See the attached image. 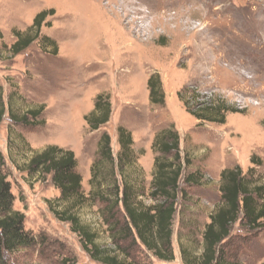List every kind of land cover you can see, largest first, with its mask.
Segmentation results:
<instances>
[{
	"label": "rangeland",
	"instance_id": "1",
	"mask_svg": "<svg viewBox=\"0 0 264 264\" xmlns=\"http://www.w3.org/2000/svg\"><path fill=\"white\" fill-rule=\"evenodd\" d=\"M50 10L55 15L41 34L57 43L58 53L38 40L12 55L14 31L26 32L38 14ZM0 35V94L6 106L0 171L12 185L14 208L26 216V230L46 242L19 253L15 261L101 264L83 250L70 224L56 218L54 210L66 206L51 178L30 176L27 165L48 146L71 150L89 193L102 135H110L117 154V128L124 126L133 135L147 194L155 169L152 146L164 129L178 131L182 155L191 162L187 171L205 177L202 186L188 190V198L179 197L174 260L149 254L141 261L186 264L187 256L188 263L201 264L203 232L221 203L222 172L239 167L249 181L264 185V0H0ZM153 74L162 80L163 107L150 102ZM186 88L199 104L224 103L239 112L229 113L223 125L200 122L178 97ZM100 94L111 97L112 117L91 131L85 117ZM41 107L43 124L37 127L16 125L10 118L12 112L23 115ZM143 201L152 204L148 196ZM99 209L90 202L75 212L97 233L98 243L111 245ZM261 223L256 229L241 222L233 227L228 249L238 264L264 262Z\"/></svg>",
	"mask_w": 264,
	"mask_h": 264
},
{
	"label": "trees",
	"instance_id": "2",
	"mask_svg": "<svg viewBox=\"0 0 264 264\" xmlns=\"http://www.w3.org/2000/svg\"><path fill=\"white\" fill-rule=\"evenodd\" d=\"M54 15L55 10L43 11L36 16L29 30H15L16 41L10 48L12 55L24 53L38 40L43 45H50L57 54V43L41 34L47 19ZM148 89L153 105H166V95L158 74L149 78ZM192 93L191 88H186L178 97L187 112L200 122L223 125L229 113L239 112L224 103L209 101L199 104ZM43 109H32L23 115L12 112L10 118L16 125L37 127L43 124L39 120ZM112 112L111 97L98 95L93 111L85 117L89 129L98 131L109 124ZM5 113L6 106L0 94V123ZM117 142L119 151L114 154L110 135L107 132L102 135L91 169L89 193L84 190L78 161L71 150L51 145L35 152L27 165V172L32 177L51 178L55 188L60 191L59 202L66 206L60 211L54 210L56 218L70 224L71 230L80 237L83 250L93 261L101 264H143L142 257L148 258L149 254L162 261H172L173 225L179 197L188 198V190L202 186L205 177L198 171H187L191 162L182 155L178 131L174 127L164 129L156 135L152 146L156 154L155 169L147 194L131 131L119 126ZM135 173L141 177L134 179L132 175ZM138 178H141L139 182ZM220 193L221 203L203 232L201 264H238L232 250L228 249L233 227L241 222V225L256 229L264 220V185L249 181L239 167L222 172ZM145 196L150 198L152 204L147 205L143 201ZM15 201L12 185L0 171V264H18L14 257L19 253L46 244L26 230V216L14 208ZM90 202L100 205L99 212L107 227L111 245L98 243L97 233L83 224L75 212ZM183 252L187 255L184 249ZM185 258V263L191 264L188 263L189 258ZM65 262L61 264H67Z\"/></svg>",
	"mask_w": 264,
	"mask_h": 264
}]
</instances>
